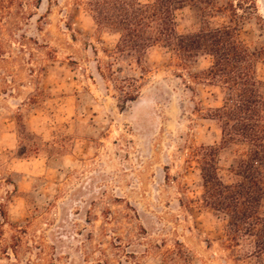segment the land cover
Masks as SVG:
<instances>
[{
    "label": "rangeland",
    "instance_id": "374dc122",
    "mask_svg": "<svg viewBox=\"0 0 264 264\" xmlns=\"http://www.w3.org/2000/svg\"><path fill=\"white\" fill-rule=\"evenodd\" d=\"M223 1L214 22L242 18L264 80V0ZM87 2L0 0V264H262L203 202L193 153L222 144L223 87L161 47L119 54ZM177 19L193 24L189 9ZM234 159L220 150L225 183Z\"/></svg>",
    "mask_w": 264,
    "mask_h": 264
},
{
    "label": "trees",
    "instance_id": "16d2710c",
    "mask_svg": "<svg viewBox=\"0 0 264 264\" xmlns=\"http://www.w3.org/2000/svg\"><path fill=\"white\" fill-rule=\"evenodd\" d=\"M87 1L97 25L120 36L119 54L142 63L150 49L161 47L191 79H206L223 87V105L212 111L222 126V144L193 153L200 164L203 202L228 216L227 234L232 241L253 238L263 257L264 80L258 69L260 54L240 39L242 18L233 28L214 22L217 15L227 12L223 0ZM184 9L191 11L193 24L180 32L177 14ZM201 57H211L213 64L198 73ZM221 149H230L235 155L229 169L235 177L232 183L220 176Z\"/></svg>",
    "mask_w": 264,
    "mask_h": 264
}]
</instances>
